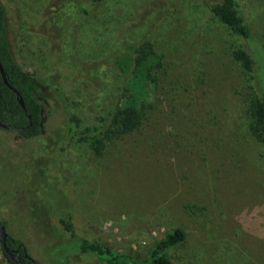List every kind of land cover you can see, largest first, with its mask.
Instances as JSON below:
<instances>
[{"label":"rangeland","instance_id":"1","mask_svg":"<svg viewBox=\"0 0 264 264\" xmlns=\"http://www.w3.org/2000/svg\"><path fill=\"white\" fill-rule=\"evenodd\" d=\"M220 1L1 0L12 52L40 81L43 127L32 138L0 129V221L41 264H104L61 262L53 246L71 237L59 221L69 211L77 238L133 256L181 228L174 264H264V149L247 114L261 67L255 58L248 73L233 57L264 50V0H239L250 41L213 14ZM146 42L163 66L143 85L140 127L98 153L63 137L102 123L115 53ZM140 77L126 79L134 95Z\"/></svg>","mask_w":264,"mask_h":264},{"label":"trees","instance_id":"2","mask_svg":"<svg viewBox=\"0 0 264 264\" xmlns=\"http://www.w3.org/2000/svg\"><path fill=\"white\" fill-rule=\"evenodd\" d=\"M212 12L233 34L246 41L253 39L252 29L244 18L239 0H221L213 5ZM6 20V12L0 0V63L7 81L20 93L25 109L19 104L16 93L3 82L0 74V121L7 125L6 128L0 129L17 132L24 138H32L39 135L43 127L40 81L36 76L25 71L16 60L5 37ZM233 57L248 73L253 71L255 58L260 63L261 69L258 72L262 82V91L260 94H251L247 105V114L251 119L249 129L264 149V50L257 48L256 52L251 53L238 48L233 51ZM112 64L108 71L112 80L102 85V93H112L113 102L102 109V123L98 126L85 125L81 127V134L76 133L77 126L69 125L63 135V137L76 135L79 143L88 145L97 153L101 149L103 151L113 139L131 133L140 127L144 119L145 103L141 96L144 93L148 95L150 92L143 85L145 82L152 85L155 82L157 72L163 66L160 56L154 51L150 42L140 45H126L122 50L115 53ZM140 72L145 73V77H140L138 80L137 90L139 91L134 95L126 87V79ZM30 122L31 124L28 126ZM21 128L25 129L23 131L16 130ZM62 133L58 135H62ZM40 213L51 214L53 210L51 212V209L45 211L39 209L37 214ZM59 221L63 232H68L71 236L67 240H60L58 244L53 246V248L58 246L60 250L65 251L61 262H64L68 255L79 253L92 254L104 264H174L171 252L184 239V231L181 228H175L162 238L157 239L149 248L146 256L139 257L119 252L103 243L77 238L70 211L61 214ZM0 222L3 223V221ZM43 230L54 234V236L61 237L62 235L60 231L50 230L47 227H44ZM7 243L11 249H18L21 255H23L24 249L26 250L22 241L10 234ZM70 244H72L71 247L67 248V245ZM0 249L10 264H19L12 262L4 253L1 238ZM25 263L41 264L38 259L31 255L29 258H25Z\"/></svg>","mask_w":264,"mask_h":264},{"label":"water","instance_id":"3","mask_svg":"<svg viewBox=\"0 0 264 264\" xmlns=\"http://www.w3.org/2000/svg\"><path fill=\"white\" fill-rule=\"evenodd\" d=\"M0 74L2 76L3 82L11 89L13 90L17 97H18V102L19 104L22 106L23 109H25V105H24V101L22 99V97L20 96V93L9 84V82L7 81L6 75L4 73L3 67L0 63ZM31 122L28 124V126H30ZM7 125L2 123L0 121V128H6ZM25 128H21V129H16L17 131H23ZM8 231L6 229V226L4 223L0 222V238H1V246L2 249L4 251V253L8 256V258L15 263H19V264H26L25 263V258H29V255L27 253V251L24 249V253L23 255L20 254V251L18 249H11L8 246L7 243V239H8Z\"/></svg>","mask_w":264,"mask_h":264}]
</instances>
